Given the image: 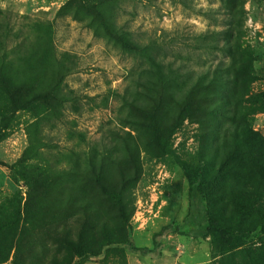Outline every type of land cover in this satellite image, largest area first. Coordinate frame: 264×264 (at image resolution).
<instances>
[{
    "label": "rangeland",
    "instance_id": "rangeland-1",
    "mask_svg": "<svg viewBox=\"0 0 264 264\" xmlns=\"http://www.w3.org/2000/svg\"><path fill=\"white\" fill-rule=\"evenodd\" d=\"M69 1L0 0L7 78L21 86L14 105L0 91V264H264V183L252 171L254 151L245 147L239 163L216 153L219 137L202 139L206 131L188 119L171 135V150L180 158L200 160L209 179L214 178L213 199L222 207L210 220L230 232L249 233L250 239L221 246L213 235L169 234L155 252L140 251L152 249L154 233L165 225L194 217L206 224L203 207L189 200L187 182L174 159L151 144L140 146L139 177L121 190L126 223L117 215L115 199L94 183L91 162L101 167L102 178L117 176L116 167L102 156H122L114 134L136 136L124 120L128 113L122 97L143 67L140 58L113 43L100 26L93 31L96 23L88 27L92 14L84 6L75 18V4L62 10ZM185 2L120 0L114 19L138 41L170 48L167 59L183 63L184 71L195 77L227 60L206 39L226 26L225 16L221 0ZM238 4L244 12L242 40L255 56L250 90L261 92L264 0ZM46 42L52 57L69 59L74 70L60 84L64 93L52 94L60 101H52L49 108L39 101L22 107L24 98L46 87L47 78L32 71L43 59L34 53ZM241 106L247 123L264 138V108L251 114L250 104ZM140 135L136 138L142 141ZM71 187L74 196L68 194ZM81 248L94 256L81 259Z\"/></svg>",
    "mask_w": 264,
    "mask_h": 264
},
{
    "label": "trees",
    "instance_id": "trees-1",
    "mask_svg": "<svg viewBox=\"0 0 264 264\" xmlns=\"http://www.w3.org/2000/svg\"><path fill=\"white\" fill-rule=\"evenodd\" d=\"M120 0H70L67 6L75 4V14L84 6L85 11L91 15L88 27L96 23L93 31L100 26L105 36L117 44L121 49L134 54L142 61V72L133 80V88L126 89L123 95L124 107L127 113L124 116L126 123L135 131L136 136L130 132L123 135L114 134L117 146L122 150V156L115 158L110 155H102L117 169V176L107 180L102 178L101 167L95 162L90 164V173L96 186L105 195L113 197L117 207L118 217L126 223L128 215L125 214V206L121 200V190L126 188L130 180L137 179L141 172L140 146L153 145L163 155L171 156L175 164L182 171L187 182L189 200L203 207V216L206 224H201L197 218L184 220L181 224L171 223L165 225L154 233L152 249H141L143 254L153 253L160 248V239L169 234L186 235L196 232L201 237L213 235L221 246H229L232 243L250 239L249 233L230 232L222 224L214 223L210 217L219 212L213 199L212 183L209 179L207 166L200 160H187L180 158L170 148L169 140L175 130L185 119L200 124L203 132L202 139L218 136V146L214 145V152H222L223 156L237 159L242 158L244 148L254 151L256 163L252 171L264 183V138L255 132L250 123H247V112L241 106L243 102L250 104L251 114L262 111L264 108V91L253 93L250 86L253 78L252 49L242 40L244 12L239 7L238 0H221L222 13L226 26L218 32L208 35L207 41L212 42V48L221 52L227 58L219 61L210 72L202 71L193 77L184 71V64L175 65L167 59L170 51L168 47L159 46L155 41L140 42L133 38L132 34L124 28L116 25L114 12L119 7ZM185 6V0H179ZM87 9V10H86ZM87 26V25H86ZM7 28V30H9ZM212 36V39L209 36ZM205 39V37H204ZM211 39V40H210ZM6 38L0 37V91L9 99L10 105L17 102V93L21 86L14 84L7 78L5 56ZM34 53L43 54L40 66L32 71L40 78H47L42 93L33 97L24 98L22 107H31L35 101L41 102L45 108L51 107L52 101H60L58 96H52L54 91H61L60 84L63 78L74 70V64L69 60H56L52 57L53 50L49 43L43 44ZM29 56L35 57L29 51ZM29 82V79H28ZM245 98V99H244ZM251 119H253L251 117ZM144 135L139 140L140 134ZM140 135V136H141ZM147 144V145H146ZM219 149V150H218ZM105 151H108L105 149ZM103 159V158H102ZM199 159V158H198ZM98 168V170H96ZM14 180L18 183L17 173L10 167ZM70 196L76 195L73 188H69ZM86 206H84L85 208ZM214 212V214H212ZM108 244H111L110 242ZM79 252L81 259L94 256L89 250ZM83 252L84 254L83 256ZM78 253V252H77Z\"/></svg>",
    "mask_w": 264,
    "mask_h": 264
}]
</instances>
